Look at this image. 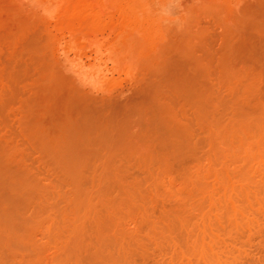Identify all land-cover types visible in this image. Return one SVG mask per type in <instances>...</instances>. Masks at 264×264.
<instances>
[{"label":"bare ground","instance_id":"obj_1","mask_svg":"<svg viewBox=\"0 0 264 264\" xmlns=\"http://www.w3.org/2000/svg\"><path fill=\"white\" fill-rule=\"evenodd\" d=\"M88 1L90 4L91 0H88ZM78 2H76L77 6L73 4L74 5L73 10H71L72 9L71 8L70 9L71 12L69 11V13L67 15L68 16L67 20L69 19V21H68L69 25H67V27L70 28V31H72V28H75V26H76L75 24L77 23V21L79 22L80 20H82L81 17H83V15L87 16L88 11L90 10L89 4H87L86 0H78ZM248 4H250V3H248ZM261 4H264V2H262ZM70 6L71 5H69V7ZM75 6H76V8H75ZM88 7H89V9H88ZM65 8H67V7H65ZM65 8H64V10H65ZM117 8H116V10H118L121 7H119L118 9ZM122 8H124V6H122ZM258 8H260V7H258ZM262 8H264V7L262 6ZM92 10H91V12H92ZM256 10H257V8H256ZM121 11L119 9V12H121ZM116 12L118 13V11H116ZM216 13H215V15H216ZM220 13H221V10L218 14H220ZM90 14L91 13L89 12L88 16H90ZM92 15H94V13ZM120 15H119V17H120ZM224 15H225V13H224ZM233 15H235V13ZM63 16H65V15H63ZM132 16H133V14H132ZM112 17H114V16H112ZM59 18H62V17H59ZM92 18H94V17H92ZM120 18L122 20V18H124V16H122ZM253 18L255 19L254 22L255 23L257 22L255 24V26L253 27L254 34L258 33L259 37H258V39H254L253 36L251 35L252 36V39H251V38H248L249 37L248 36L247 38L251 39V41L247 40V41H249L248 42L249 44L247 43V41L245 42L244 40H243L244 42L243 41L240 42L243 44V47L248 46L250 48H253L255 45L259 46L261 42L263 43V44L261 43V45L264 46V11H260V12L255 13V17L253 16ZM97 19H98V17H97ZM124 19L127 20V17H125ZM85 20L87 21V18ZM89 20H88V22H89ZM94 21H95V18H94ZM83 22L84 21H82V23ZM99 22H100V20H99ZM111 22H113V21H111ZM116 22H118V20H116ZM120 22L122 23V21H120ZM123 22H124L123 25H125L126 21H123ZM221 23H222V21H221ZM92 24L93 23H91V26H92ZM110 24H112V23H110ZM129 24L131 27L130 21L126 25H129ZM239 24H241V23H239ZM78 25H81V24H78ZM88 25H90V24H88ZM96 25L97 24L95 23V26ZM119 25H121V27H124L120 23H119ZM256 25H258V26H256ZM61 26H63V24ZM82 26H83V24H82ZM97 27H96V29H97ZM106 27H107V25H106ZM112 27L110 26V28H112ZM115 28H117V27H115ZM228 28L229 27L227 26V29ZM89 29H91V28H89ZM93 29H94V27H93ZM237 29H239V28H237ZM97 30H99V29H97ZM114 30L115 29H113L111 31H114ZM68 31H69V29H68ZM120 31H124V30H120ZM243 31H247V30H243ZM252 31H251V33H252ZM228 32H231V31H228ZM116 33H117V31H116ZM176 33H177V31H176ZM80 34H82V33H80ZM84 34L86 35V33H84ZM87 34H88V32H87ZM95 34H97V33H95ZM233 34H235V33H233ZM73 36H74V34H73ZM119 36H121V34ZM48 38H49V36H48ZM50 38L52 39L54 37H50ZM130 38L129 39L126 38V39H128V41H129ZM135 38H136V36H135ZM134 39L131 41L132 42L135 41ZM229 39H230V37H229ZM259 39H261L262 41ZM46 40H48V39H46ZM173 40H175V39L173 38L172 42H174ZM115 41L118 42L119 39L118 40L116 39ZM227 41H229V40L227 39ZM125 42H126V40H125ZM138 42L139 41H137V43ZM234 42H236V41L234 40ZM118 43H116V44L118 45ZM126 43H128V42H126ZM142 43H140L142 45V47L143 46L145 47V45H143ZM45 44H46V42H45ZM129 44L131 45L132 43H129ZM185 44H183V45H185ZM245 44H247V45H245ZM40 45H42V43ZM137 45H139V44H137ZM171 45H172V43H171ZM239 45L242 46L241 44H239ZM123 46H125V45H123ZM166 46H168V45H166ZM176 46H177V44H176ZM186 46H188V43L186 44ZM225 46H226V44L223 45V48ZM118 47H120V46L118 45ZM132 47H134V46H132ZM130 48H131V46L129 47V50H130ZM173 48L176 49L175 44H174ZM148 49H149V47H148ZM167 49H168V47H167ZM182 49H185V46ZM190 49H192V48H190ZM226 49H229V47ZM124 50H126V49H124ZM133 50L135 51V48ZM138 50H139V48H138ZM232 50H234V49L232 48ZM248 50L250 51V49H248ZM118 51H120V48ZM134 51H132V52H134ZM253 51H254V48H253ZM122 52H123V50H121V53ZM126 52H128V51H126ZM139 52H141V51L139 50ZM139 52H138V54H139ZM142 52H143V50H142ZM144 52H145V50H144ZM166 52H167V50H166ZM234 52H235V50H234ZM130 53L131 52H129V54ZM148 53H150V52H148ZM162 53L160 52V54H162ZM178 53H179V51H178ZM230 53L231 52L229 50V54ZM123 54H124V52H123ZM174 54H176V53H174ZM233 54L235 56L237 55L235 53H233ZM255 54L256 55L258 54L257 51L255 52ZM51 55H52V53H51ZM135 55H133L134 58H135ZM139 55H136V56L138 57ZM150 55L148 54V56H150ZM243 55H244V53H243ZM36 56H38V55H36ZM143 56L140 58L144 59ZM169 56H167V57L169 58ZM247 56H248V54H247ZM247 56H245V58L250 57V55L248 57ZM167 57H166V59H167ZM252 57L253 56H251L250 59H253ZM148 58H152V55ZM242 58H243V56H242ZM138 59L139 58H137L136 60H138ZM146 59H147V57H145V60ZM153 59H152V61H153ZM159 59H161V58H159ZM148 60H150L149 63H151V59H148ZM190 60H191V58H190ZM159 61H157V62H159ZM169 61H171V59ZM193 61L195 62V60H193ZM145 62L146 61H144L142 63L144 64ZM250 62L251 61H249V64H251ZM134 63L137 64L136 65V67H137L138 63H136V61ZM162 63H164V62H162ZM225 63H224V65H225ZM227 63H226V66L228 65ZM153 64H155V63H153ZM183 64H184V61H183ZM232 64H234V62ZM245 64H247V63H245ZM262 64H264V63L262 62ZM37 65H39V64H37ZM52 65H51L52 69H50V71L47 72V74L44 73V74H46L44 76L45 79L43 81L45 83L44 84V86H45L44 92H46L45 94L47 97L44 98V101H43V99H41L42 101H40V103L41 102L42 103L41 104L39 103L37 106H35L37 103L35 105H32L31 104L32 102H31L29 104L30 108L33 106V109L31 111L27 105L25 106V107L29 108V113L26 116V118L23 119V122L25 120L24 126L25 127L27 126V129H28L27 131H29V133H30L29 136L34 140V141L31 140L30 142L32 144H33V142L34 143L36 142L38 144V146L40 147V149L42 150V151H38V153L44 152L45 154H47L49 156V160L51 158L53 160V162L55 163V165L61 170L59 172V174L61 173L62 176L64 177V178L60 177L61 182L65 181L64 182L65 184L68 183L67 185L69 186L68 187L69 193H67L68 192L67 191L65 193V194H67L66 196L64 195V193L63 194L61 193L62 195H64V196L61 195L62 196L61 197L60 193L58 194L59 189L56 191L57 194H55V193H52V192H54L53 188H51L52 190L50 189L51 191L50 190L48 191L47 190L48 186H46V185H44V186H46L47 192L44 189V187H42L43 190L40 187V189H41L40 190L39 188H37L38 185L34 184L33 181H31V179L33 177H31L29 172L26 171V170H28V168L25 167L26 172L24 171V169L22 170L23 171L22 172L21 170L17 169L16 167H13V168H16V170H19V171H17L18 173H16L15 169H13L12 167L10 168V165H12L11 164L12 163V161H11L12 160L11 159L12 153L10 151L4 150L3 148L0 149V231H1V234H3L4 236L7 237L8 240H6V242H8L7 246H9V249L10 250L12 249L11 253L14 250L15 252L16 251H18V253L20 252V254H19L20 256H22V254H21L22 251L31 252L34 254L35 257H33L32 260H30L27 263L23 262V264H255L259 261V260L257 261L256 259L252 260V257L255 258L252 251H254V254H255V251L257 253L258 252L261 253V250H262V253L260 255L261 256L264 255L263 254L264 253V250H263L264 249V102L261 101L260 98L258 99L260 92L258 93V90H257L260 86L259 84L261 83L259 81V80H261V74L260 73L259 74L256 73L257 74L256 75L253 72L254 73L253 75H255L256 77L254 78L253 76L252 77L250 76L251 80L249 81V78H250L249 77L248 78L249 83L246 82V83H248V84H246V86L242 85L244 83L242 81L243 83L241 84L242 85L241 87H246V88H245V90H244V88H242V89L240 88V90H242V92H244V93L241 94V92H239V88H238V90H237L238 92L237 91L236 92H237V94L238 93H240V94L239 95H235L236 93L234 94L236 97H233V101L232 100L229 101L230 103L232 101L230 106L227 105L228 106L227 107L226 106L227 103H225L227 98H230V97L226 96L227 97L226 100L224 98L225 101H222L223 105L221 104V108L223 106V111L217 108L221 102L218 104L217 107H214V105L211 106L213 103L211 105L208 104L210 102H207L206 100L212 96H208V98H207V93L202 94V95H205L206 97H203L200 95V97L203 99H201L199 97L198 94H201V92L204 93V91H200V93L194 92L196 95L192 94V93L190 94V92H188L189 94L187 93L188 96L189 95L190 96L191 95H195V96L198 95L197 96L198 99L196 97L191 96L193 98H191V101H189V102L190 103L193 102L192 103L193 106H194V104L198 105L199 102L196 103L197 100L198 101L202 100L203 103L200 102L199 104H205V102H206L207 105L209 106V107L208 106L205 107L203 105L202 106L196 105L195 107H193V106L188 107V108H191L190 111L193 112L192 115L194 116L193 118L195 119V122L197 121L198 125L199 126L201 125L200 127L205 130L204 131L203 129L199 128V131L203 130L202 131L203 133L201 132V135H204V132H206L205 135L202 136V138L204 137L203 138L204 143L206 144L207 147H204L201 145V142L199 141L200 138L199 139L195 138L196 141L193 140L194 139L193 135L196 134V133L193 134V132L194 131L196 132V130L198 128L195 130L193 127V129H194V131H193L192 128H190L191 126H189L188 123H186L187 121H184V122L182 121L183 120L182 116H181L182 119L181 118L178 119L177 118L178 116H176V114H174V111L171 110L172 111L171 112L169 110L170 108H168V107L166 108V106H164L160 103H157L158 106H157V104L155 105V103L158 100L156 102L154 101L155 107H153V110H151L150 107H152V106H149V105L153 104V103L150 104V102H153L151 100L152 98L149 101L150 96H149V98L147 96H145L148 98V99L146 98L147 99L146 101L149 102L147 109H148V107L150 109V111H149L150 117L147 116L148 119H146L144 117L145 118L144 119L145 124L147 125V127H146L147 130L145 132V135L147 134V131L150 134L148 133L146 137L143 136L144 134L140 135L142 137L140 138V140H138L139 145L136 146L137 145L136 144V145L132 146L129 143H127L129 145L125 144V142L128 141L127 138H129V137H127V136H129V135H127L128 133H124L125 130H123L124 132H121V133L122 134L124 133V134L121 136V138L120 137L118 138V136H120L121 133L118 136L116 135L117 136L116 138L121 139V140H119L120 142L117 144V147L114 148L113 147L114 139H113V131H112L113 128L111 126H112V122L114 120L116 121L117 118H118L117 120H119V117H121L118 115H115V117H113V116H111V115H113V113L110 114L111 112H114V113L118 112L120 109L118 107V105L114 104V102H112L113 105L112 104L110 105L109 102H111L114 99H111V101H109V99L107 98L108 101H105V102L100 101V103H103V104L105 103L104 104L105 106L107 105L106 102H108V105H107L108 107H105L104 105L102 106V104H100V103L97 104L98 101H97V103L95 102V106H94L93 103L91 104V102H89V99L87 100L86 98H84L85 95L82 96L81 94H78V92L76 94L75 92L70 91V90H72V88L74 89V87H72V86H71L72 88L68 87L69 88L68 91L70 93L67 92L68 88L65 87L66 88L65 92H67L68 94H66L64 96L60 95L61 88H63V87H60L61 81L58 78L57 73H54V71H53L54 64H52ZM131 65L132 66H130V65L129 66L133 67V60H132ZM157 65L158 64H156L155 66H157ZM164 65H165V63H164ZM177 65H179V64H177ZM198 65H201V64H198ZM240 65H242V62ZM61 66H59V67H61ZM146 66H148V65H146ZM161 66L163 68V65H161ZM233 66H235V64ZM236 67L237 66H235V69H236ZM255 67H256V65H255ZM261 67H263V66H261ZM56 68L57 67H55V69ZM63 69H65L64 66H63ZM160 69H161V67H160ZM177 69H178V67H177ZM192 69H193V67H192ZM208 69H209V67H208ZM227 69L231 70L229 67ZM246 69H248V68H246ZM253 69H254V67H253ZM60 70H62V69H60ZM169 70L170 69H168V67H167L168 72H169ZM199 70H200V68H199ZM224 70H226V67L224 68ZM256 70H257V67H256ZM160 71L162 72V70H160ZM192 71H196V70H192ZM201 71H203V70H201ZM239 71H241V70H239ZM206 72H207V70H206ZM250 72H251V70H250ZM193 73L194 72H192V74ZM236 73H238V72H236ZM184 74L186 75V73H184ZM200 74H202V73H200ZM185 75L183 77H185ZM233 75H235V73ZM251 75H252V72H251ZM39 76H42V73ZM59 76H62V74ZM198 76L199 75H196V79H195L196 82H198L197 81L199 79V78H197ZM42 77H41V80H42ZM156 77H159V76H156ZM163 77H164V75H163ZM199 77H201V75ZM213 77H211V78H213ZM13 78H14V76H13ZM66 79H69V78H66ZM66 79H65V81H66ZM168 79H169V77H168ZM170 79H172V78L170 77ZM178 79H180V81H181V78H178ZM178 79H176V80H178ZM202 79H204V78H202ZM93 80H95V78ZM200 80L201 79H199V82H200ZM205 80H206V77H205ZM238 80H240V79H238ZM62 81H63V79H62ZM183 81H186V77ZM223 81L225 82V80H223ZM177 82L179 83V81H177ZM196 82H195V84H196ZM182 83H180V84H182ZM191 83H192V81H191ZM202 83H203V81H202ZM207 83H205V84H207ZM219 83H220V81H219ZM257 83H259V84H257ZM66 84H68V83L65 82V84H63V85H66ZM106 84H107V82H106ZM190 84H186L188 86V88H185V87H187V86H185L184 87L185 90L186 89L188 90L190 88L189 87ZM195 84L194 85L191 84L193 86V88L195 87ZM205 84H204V87L206 86ZM178 85H177V87H178ZM213 85L216 86V84H213ZM234 85H236V84H234ZM239 85H240V83H239ZM102 86L103 85H101V87ZM150 86H148V87H150ZM179 86H181V85H179ZM201 86H202V84H201ZM75 87H76V85H75ZM148 87H146V88H148ZM209 87L210 86H208V88ZM59 88H60V90H59ZM179 88H183V87H179ZM212 88L214 89V87H212ZM216 88H217V86H216ZM222 88L225 89V87H222ZM97 89H98V87H97ZM232 89L234 90L235 86ZM185 90H183L181 92H184ZM198 90H200V89H198ZM211 91L215 92L214 90H211ZM222 91H223V89H222ZM222 91H220L221 94H222ZM102 92H104V91H102ZM207 92H208V90H207ZM217 92H218V90H217ZM48 93L53 94L55 96H53V98H52V96L48 97V95H49ZM83 93H85V92H83ZM160 93H162V91ZM211 93L212 92H210V95H211ZM1 94H3V92ZM170 94H172V93H170ZM185 94H183V96L185 98L188 97ZM42 95H44V94H42ZM153 95H155V94L153 93ZM160 96L161 95H158V97H160ZM170 96H172V95H170ZM220 96L222 97L223 94ZM231 96H233V93ZM1 97H2V95H1ZM38 98H39V96H38ZM188 98L190 99V97H188ZM214 98H217V97L214 96ZM92 99H94V98H92ZM165 99H164V101H162L163 103L165 102ZM195 99H196V101H195ZM142 100H143V98H141V102H142L141 104H143L144 106L147 105L145 103L146 101L143 100V101H145V102H143ZM177 100H179V99H177ZM186 100L188 101V99H186ZM210 100H211V98H210ZM263 100H264V98H263ZM137 101H139V100H137ZM219 101H221V99ZM229 102H228V104H229ZM117 103L120 104L121 102L117 101ZM25 104H27V103H25ZM96 104H97V106H96ZM122 104L124 105V103H122ZM125 104H127V103H125ZM159 104L161 105V108H160ZM249 104H251V105L249 106ZM98 105H100V106H98ZM109 105H110V107H109ZM134 105L137 106L138 103L134 104ZM143 105H141V106H143ZM167 106H168V104H167ZM133 107H135V106L131 107L132 108L131 112L133 114L134 113L138 114L139 113L138 111H141V109L143 110V108L141 107V109H140L139 108L140 106H139L138 108H136V111H133V110H135V108H133ZM156 107H159V109L157 108L158 110H156ZM23 108H24V106H23ZM131 108H128L129 111ZM122 109L125 110L124 107ZM187 109H186V112H187ZM107 112H108V114H107ZM126 113L127 112L125 111V114ZM123 115H122V117H123ZM179 115H181V114H179ZM19 117L21 118V116H19ZM142 118H143V115L141 118L139 116V120ZM188 119H190V118H188ZM146 120H147V122H146ZM184 120H185V118H184ZM19 121H21V120H19ZM124 122H125V120H124ZM140 122H142V121H140ZM114 123L115 122H113V124ZM116 123L114 126L118 127V125L116 126ZM129 123H131V122H129ZM189 123H192V122L190 121ZM138 124L140 125V123H138ZM22 125H23V123H22ZM19 126H20V124H19ZM192 126H193V123H192ZM124 127H125V125H124ZM140 127H142V126H140ZM140 127H139V129H140ZM143 129H144V126H143ZM133 131H135V130H133ZM20 132H22V131H20ZM197 132H198V130H197ZM116 133H118V132H116ZM22 135H24V134H22ZM134 135H136V134H134ZM26 136H27V134H26ZM133 136H131V137H133ZM195 136H197V135H195ZM125 137H126L127 141L123 140V139H125ZM199 137H201V136H199ZM135 140L137 141V139H135ZM5 141H7V140H5ZM115 141H117V140L115 139ZM9 144H11V143H9ZM38 146H36V147H38ZM201 147H202V149H201ZM14 149H15V146H14ZM200 150L204 151V152H200ZM14 154H15V152H14ZM23 155H24V153H23ZM17 156H18V154H17ZM118 156L127 157L129 159L132 158V161L136 157V160H137L136 162L138 163V165H135L134 162H133V164L136 167L140 166L142 168L139 170V172H141L143 175L142 176L138 175L135 172L137 174L135 176L134 174L132 175L128 171L126 173V171L124 170V169H126V167L123 166L126 164H123L124 161H122L121 158H119ZM188 156H189V159H191L190 157H192L193 162L192 163L190 162L192 164V166L189 167V165H190L189 164L188 167L179 168L181 170H180L179 174L176 175L172 170V164L173 163L175 164L176 162H178L181 165L182 160L185 157L188 158ZM20 157H22V156H20ZM41 158H43V157H41ZM117 158H118V160H121V163L123 166L122 168H124L123 170L118 169L117 167H119V166L114 165V163H115L114 160ZM127 158H122V159L126 160ZM46 160H47V158H46ZM112 161L114 163H112ZM20 162H23V161H20ZM95 162H97V163H95ZM187 162L188 161H186V163ZM110 163H112V164H110ZM13 164H14V159H13ZM95 164L97 167L95 166ZM110 165L112 166V168L114 165L115 168L112 169ZM14 166H16V165H14ZM23 166H25V165L23 164ZM98 166L101 167V171L97 170ZM128 166H129V164H128ZM95 167H96V169H95ZM54 169H55V167H54ZM134 169H132V170H134ZM14 170H15V174L13 173ZM32 170H33V168H32ZM52 171H53V169H52ZM36 172H38V171H36ZM56 172L54 174L55 176H56ZM87 172L89 175L88 174L85 175ZM39 173H42L41 170ZM132 173H134V172H132ZM141 173H139V174H141ZM31 174H32V172H31ZM50 174H53V173H50ZM126 174L127 175L130 174L129 179H127L128 177ZM40 176H41V174H40ZM59 176H61V175H59ZM139 176H140V178H139ZM135 177H137V178H135ZM44 179H46V177L43 178V180ZM50 179H52V178H50ZM85 179H87L89 184L86 183L87 181H85ZM52 180L55 181V178ZM57 180L58 179H56V181ZM104 180L105 181L108 180V183H111V181L113 182V184L111 183V187H109V185H106V188L109 187L110 188L109 190L112 189L113 193H114V189H115L116 194L114 193L113 196H111L112 193H111V195H110V193L107 194L106 191H104L105 189L103 190L104 191V193H103V191H102L103 188H101L102 185L100 184V182L103 181V183H104ZM38 181L39 180H37V181L35 180V182H38ZM40 181H41V179H40ZM84 181H85L84 185H86V184L88 185V187H86V188L83 187ZM56 183L59 184V181H57ZM43 184H44V182L42 183V186H43ZM51 184H49V186ZM65 184H64V186H66ZM47 185H48V183H47ZM104 185H103V187H104ZM61 187H63V186H61ZM112 187H114V188H112ZM57 188H59V186H57ZM4 189H5V191H4ZM6 189L8 190V196L10 195L11 198L8 196H7V198L5 196L1 197V194H3V191H4L3 195H6V193H7ZM48 192H50L49 194L52 196L55 195L54 196L55 198H53V197L50 198L49 194L47 195ZM59 192H60V190H59ZM35 194L36 195L38 194L39 196L41 195V197H42L41 201L37 202V204L39 203V205L37 207L38 211H35L36 214L33 216V218L30 215L29 216L27 215L25 217L23 215L24 211H22V213H21V210L19 211V209H17V206L20 203L19 206L22 205L21 208L23 210L28 209V208H26V206L30 202H32L31 200H33L34 198L32 199L31 197H34ZM57 195L61 197V202H59V203H58V201L60 199H59V197H58L59 200L56 199ZM39 198L40 197H38L36 200H38ZM47 199L50 200V203L46 202ZM52 199H53V201L56 199L57 201L56 200L55 201L57 203L55 204V201H54V204H51ZM156 199L158 201L160 200V204H161L160 208L159 207L157 208V206H156V205H159V204H156L158 202ZM34 203H32V204L30 203V204L32 206H33V204L36 205V201ZM48 204H50V205H48ZM60 204L63 205V206H61V208H60ZM34 207H36V206H34ZM34 207H33V209H35ZM156 208L159 210L156 211ZM29 209H30V207H29ZM18 211H19V214L21 213V215H19L18 213L15 214ZM26 213H27V211H26ZM17 218L20 219V221H18ZM21 218H23V219H21ZM39 230L44 231V233L41 235L45 236V237H43L46 240L45 245H43V244L40 245V243H36V241L34 239L35 236H37V235L34 236V234L35 233L39 234L38 233V232H40ZM3 235H1V236H3ZM42 242H44V241H42ZM4 244H6V243H4ZM7 246H6V248L8 249ZM48 246H51L52 248H54L55 251L53 249H52L53 251L50 250L51 252H53V257L50 258L51 259L50 261H49V259H47L49 261V262L47 261L48 262L47 263L44 261L45 257H43V254H44V252ZM259 253H258V255L257 254L256 255L259 256V259H260ZM3 255H4V253L1 255V257H3ZM14 255H15V253H14ZM19 255H17V256H19ZM18 258H19V260L18 259L17 260L19 262H22L23 256H22L21 261H20L21 257H18ZM262 259L263 258L261 257L260 261H262ZM3 261H5V260H3ZM13 261H15V260H13ZM19 262H17V263H19Z\"/></svg>","mask_w":264,"mask_h":264},{"label":"rangeland","instance_id":"obj_2","mask_svg":"<svg viewBox=\"0 0 264 264\" xmlns=\"http://www.w3.org/2000/svg\"><path fill=\"white\" fill-rule=\"evenodd\" d=\"M75 1L78 2V0H67V1L66 0H0V94L3 92V94H1L2 97L0 95V100H1L0 101V149L3 148L4 150L10 151L12 153L11 154L12 163L10 162L12 165L9 164L10 168L11 167L12 168L16 167L17 169H19L21 171L23 169L25 171L26 170L25 167L28 168V170H26V171L29 172L31 177H33L32 178L33 180L31 179V181H33L34 184L38 185L37 188L40 189V187H41V189L43 190L42 187H44V189L46 190V186H48L47 190L49 191L51 188H53L54 192H52V193H55V194H57L56 191L59 189L60 192L58 190V194L60 193V196L63 193L66 196L67 194H65V193L67 191H68L67 193H69V190H68L69 186L67 185L68 183L65 184L64 183L65 181L61 182L60 177L64 178L61 173L59 174V172L61 170L55 165V163L53 162V160L51 158L49 160V156L47 154H45L44 152H39L38 153V151H42V150L40 149V147L38 146V144L36 142L35 143L33 142V144L30 142L33 139L29 136L30 133H29V131H27L28 130L27 126L26 127L24 126L25 120L23 122V119H25L26 116L29 113V108H30L29 104L31 102H32L31 103L32 105H35L37 103L35 105V106H37L40 103V101H42L41 99H43V101H44V98L47 97L46 94H45L46 92H44L45 91V89H44V87H45L44 84L45 83L43 81L45 79L44 76L47 74V72L50 71V69H52L51 68L52 64H54V67H53L54 73H57L58 78L61 81L60 87H63V88H61L60 95L64 96V95L70 93L68 91L69 88L74 87V89L76 91L73 88L70 91L75 92L76 94L78 92V94H81L82 96L85 95L84 98H86L87 100L89 99V102H91V104L93 103L94 106H95V102L97 103V101H98L97 104H99L100 101L101 102H105V101H108V99H109V101H111V99H114L111 102H109L110 105L112 104V102H114V104L118 105V107L120 109H119L118 112H115V113L110 111L111 112L110 114L113 113V115H111L113 117H115V115L121 116V117H119V120H117L118 119L117 118L116 121L112 118L114 120V121L112 120L113 122H115V123L117 122L118 123V124L116 123V126L118 125V127H115L114 126L115 123L113 124V122L111 121L112 122V126L111 127L113 128V129L112 128L111 129L113 131V139H114L113 147L114 148L117 147V144L120 142L119 140H121V139H118V138L119 137L121 138V136L124 133H128L127 135H129V136H127V137H129V138H127L128 141L126 140V137H125V139H123V140L127 141V142L124 141L125 144L129 143L132 146H134L136 144H137L136 146L139 145L138 144V140H140V138L142 137L140 135L144 134L143 136L146 137L147 134L149 133L147 131V134L145 135V132L147 130V128H146L147 125L145 124V120L144 119L145 118L148 119V117H150L149 111H150V109L153 110V107H155L154 103L157 100L159 102L157 101L155 103V105L157 103H160V104L166 106V108L167 107L170 108L169 110L170 111L173 110L174 114H176V116H178L177 117L178 119H180L181 116H182V118H183L182 121L183 122L187 121L186 123H188V125L191 126L190 128H192L193 131H194V129L196 130L198 128L197 129L198 132H197V130H196V132L192 131L193 134L196 133V134L193 135L194 136L193 140H195V138L196 139L200 138L199 141L201 142V145L204 146V147H207V146L204 143V139H203L204 137L202 138V136H204L206 132H204V135H201V132L204 129L200 127L201 125L200 126L198 125L197 121L195 122V119L193 118L194 116L192 115L193 112L190 111L191 108H188L189 106H193L192 105L193 102H191V103L189 102V101H191V98L196 97L198 99V97H197L198 95H199V97H200V95L203 96V97H206L205 95H202V94H206L207 93V98H208V96H212V97H210L211 100H210V98H208L209 100L208 99L206 100L207 102H210L208 104L211 105L213 103L211 106L214 105V107H217L218 104L221 102L217 108L223 111V106L221 108V104L223 105L222 101H225L227 97H230L231 99L227 98V100L225 101V103H227L226 106L227 105L230 106V104L233 101V97H236L235 95H239L240 94V93L237 94L238 88H239V92H241V94L244 93V92H242V90H240V88L241 89L244 88V90H245L246 87H241V86L242 85L246 86V84H248L249 81L251 80L252 76L255 78L256 76L253 75L254 73L255 74L256 73H258V74L260 73L261 74V80H259V81L261 83L260 84L257 83V84L260 85V86L258 85L259 88L257 89L258 93L260 92V94H259V97L258 96L257 97H258V99L260 98V100L264 102V100H263V98H264V89H263L264 88L263 87L264 86V83H263L264 82V73H263L264 72V64H262V62L264 63V55H263L264 54V50H263L264 46L261 45V43H262L261 42L260 45H259L260 47L258 45H255L253 47L254 48V51H253V48H250L248 46H246V47L244 46L243 47V44L240 43L243 40L245 42L247 40L251 41L252 36H253L254 39H258V37H259L258 35L259 34L258 33L254 34V30H253V27L257 23V22L256 23L254 22L255 19L253 18V16L255 17V13H257V12L264 11V8H262V6L264 7V4H261L262 2H264V0H183V11H184V13H187V23H186V25L184 27V30L181 31L182 33L181 32H177L176 33L175 28L166 26V25H164L161 22V19H160L159 15H158V8H159L160 4L163 3V0H94V1L91 0V2H90L91 5L89 4V1L86 0L87 4H89V7H90V10L88 11V13L89 12L91 13L90 16H88V13H87V16L83 15V17H81L82 20H80L79 22L77 21V23L81 24V25H78L76 23L75 24L76 25L75 28H72V31H70V28L67 27V25H69V23H68L69 19L67 20V18H68L67 15H68L69 11L71 12V10H73L74 5L77 4ZM248 3H250L252 6L250 4H248ZM69 5H71V6L69 7ZM76 6H75V8H76ZM122 6H124V8H122ZM65 7H67V8H65ZM89 7H88V9H89ZM117 7L118 8L121 7V8H119L120 11L123 9L121 11L122 13L119 12V9ZM255 7L257 8V10H256ZM258 7H260V8H258ZM64 8H65V10H64ZM116 8L118 10H116ZM91 10H92V12H91ZM220 10H221V13L218 14L220 12ZM116 11H118V13ZM93 13H94V15H92ZM215 13H216V15H215ZM224 13H225V15H224ZM234 13H235L236 16L233 15ZM132 14H133V16H132ZM63 15H65V16H63ZM119 15H120V17L124 16V18L127 17V20H125L124 18H122V20H121ZM112 16H114V17H112ZM59 17H62V18H59ZM92 17L95 18V21H94V18H92ZM97 17H98V19H97ZM86 18H87V21L85 20ZM88 20H89V22H88ZM99 20H100V22H99ZM116 20H118V22H116ZM82 21H84V22L82 23ZM111 21H113L114 23L111 22ZM120 21H122V23ZM123 21H126L125 25H123L124 24ZM129 21L131 23V27H130V24L126 25V24H128ZM221 21H222V23H221ZM237 21L239 23H241L242 25L239 24ZM91 23H93L92 26H91ZM95 23L97 24L96 26H95ZM110 23H112V24H110ZM119 23L122 24V26H124V27H121V25H119ZM62 24H63V26H61ZM82 24H83V26H82ZM88 24H90V25H88ZM106 25H107V27H106ZM110 26L111 27L113 26V27L110 28ZM227 26L229 27L228 29H227ZM256 26H258V25H256ZM93 27H94L95 30L93 29ZM96 27L99 30H97ZM115 27H117L118 29L115 28ZM89 28H91V29H89ZM237 28H239V29H237ZM68 29H69L70 32L68 31ZM113 29H115V30L111 31ZM120 30H124V31H120ZM243 30H247V31H243ZM93 31L95 33H97V34H95ZM116 31H117V33H116ZM228 31H231V32H228ZM251 31H252L253 34L251 33ZM87 32H88V34H87ZM80 33H82V34H80ZM84 33H86V35ZM233 33H235V34H233ZM73 34H74V36H73ZM120 34H121V36H119ZM48 36H49V38H48ZM135 36H136V38H135ZM50 37H54V38L51 39ZM229 37H230V39H229ZM247 37L251 38V39H248ZM126 38H128V39L130 38V40L128 41V39H126ZM173 38L175 39V40H173L174 42H172ZM46 39H48V40H46ZM116 39L117 40L119 39V41L121 43L119 41H118L119 43L116 42L115 41ZM133 39L135 41L132 42L131 40H133ZM227 39L229 41H227ZM125 40L128 43H126ZM234 40L236 42H234ZM259 40H261V39H259ZM137 41H139V42L137 43ZM249 41H247V43ZM45 42H46V44H45ZM115 42L118 43V45L120 47H118V45ZM41 43H42V45H40ZM129 43H132V44L130 45ZM140 43L145 45V47L144 46L142 47V45ZM171 43H172L173 46L171 45ZM185 43L186 44L188 43V46H186ZM137 44H139V45H137ZM174 44H175L176 49L173 48ZM176 44H177V46H176ZM183 44H185V45H183ZM225 44H226V46L223 48V45H225ZM239 44H241L242 46H240ZM123 45H125V46H123ZM166 45H168V46H166ZM245 45H247V44H245ZM130 46H131L132 49L130 48V50H129ZM132 46H134V47H132ZM184 46H185V49H182ZM137 47L139 48V50L141 52H139ZM148 47H149L150 50L148 49ZM167 47H168L169 50L167 49ZM228 47H229V49H226ZM119 48H120V51H118ZM134 48H135V51L133 50ZM190 48H192V49H190ZM232 48L235 50V52H234V50H232ZM124 49H126V50H124ZM165 49L167 50V52H166ZM248 49H250V51ZM121 50H123L125 55L123 54V52L121 53ZM131 50L134 51V52H132ZM142 50H143V52H142ZM144 50H145V52H144ZM229 50L231 52L230 54H229ZM126 51H128V52H126ZM178 51H179V53H178ZM256 51L258 53L257 55L255 54ZM129 52H131L130 53L131 55L129 54ZM138 52H139V54L141 56L138 54ZM148 52H150V53H148ZM160 52L161 53L163 52L164 54L163 53L160 54ZM232 52L237 54V55L235 56ZM51 53H52V55H51ZM174 53H176V54H174ZM243 53H244V55H243ZM132 54L133 55L136 54V55H139V56L137 57L135 55V58H134V56ZM148 54L149 55L151 54L152 58H148V57L151 56V55L148 56ZM165 54L167 56L170 55L169 58ZM247 54H248V56L250 55V57H248ZM36 55H38V56H36ZM142 56H143L144 59L140 58ZM242 56H243V58H242ZM245 56H247L248 58H245ZM251 56H253L252 57L253 59H250ZM145 57H147L146 60H145ZM166 57H167V59H166ZM254 57L255 58L257 57L256 58L257 60ZM137 58H139L140 60L139 59H138L139 61L136 60ZM159 58H161V59H159ZM190 58H191V60H190ZM148 59H151V63L152 64L149 63L150 60H148ZM152 59H153V61H152ZM170 59H171V61H169ZM132 60H133V67H130V66H132L131 65ZM193 60H195V62ZM135 61H136V63H138L137 67H136L137 64L134 63ZM144 61H146V62L143 64L142 62H144ZM157 61H159V62H157ZM183 61H184V64H183ZM249 61H251L250 62L251 64H249ZM160 62L161 63L164 62L165 65H164V63L161 64ZM223 62L224 63L226 62L228 65L226 66V63L224 65ZM231 62L232 63L234 62L235 66H237L236 69H235V66H233L234 64H232ZM241 62H242L243 66L240 65ZM153 63H155V64H153ZM245 63H247V64H245ZM37 64H39V65H37ZM145 64L148 65L150 68L148 66H146ZM156 64H158V65L155 66ZM177 64H179V65H177ZM198 64H201V65H198ZM161 65H163V68H162ZM255 65L257 67V70H256ZM59 66H61V67H59ZM63 66H64L65 69H63ZM166 66L171 71L169 70V72H168ZM261 66H263V67H261ZM55 67H57V68L55 69ZM160 67H161V69H160ZM177 67H178V69H177ZM192 67H193V69H192ZM198 67L200 68V70H199ZM208 67H209V69H208ZM225 67H226V70H224ZM228 67L231 70L227 69ZM238 67L239 68L241 67V68L239 69ZM253 67H254V69H253ZM246 68H248V69H246ZM60 69H62V70H60ZM249 69L251 70L252 75H251V72H250ZM160 70H162V72ZM192 70H196V71H192ZM201 70H203L204 72L201 71ZM206 70H207V72H206ZM239 70H241V71H239ZM192 72H194V73L192 74ZM236 72H238V73H236ZM41 73H42L43 77L39 76ZM44 73H46V74H44ZM60 73L62 74V76H59V75H61ZM184 73H186V75ZM200 73H202V74H200ZM234 73H235V75H233ZM163 75H164V77H163ZM184 75L186 77V81L187 82L183 81L185 79V77H183ZM196 75H199V76L201 75V77H199V76L197 77V78L201 79L200 82H199V79L197 80L198 82H196V80H195L196 79ZM13 76H14V78H13ZM156 76H159V77H156ZM41 77H42V80H41ZM93 77L95 78V80H93L94 79ZM168 77H169V79H168ZM170 77L172 79H170ZM205 77H206V80H205ZM211 77H213V78H211ZM61 78L63 79L64 82L62 81ZM66 78H69V79H66ZM175 78L176 79L181 78V81H180V79L176 80ZM202 78H204V79H202ZM248 78H249V81H248ZM65 79H66V81H65ZM238 79H240V80H238ZM223 80H225V82ZM177 81H179V83ZM191 81H192V83H191ZM202 81H203L204 84L208 82L207 84H205L206 85L205 87H204V84L202 83ZM219 81H220V83H219ZM65 82L68 83V84L63 85V84H65ZM106 82H107V84H106ZM195 82H196V84H195ZM246 82H248V83H246ZM180 83H182L183 85L180 84ZM190 83L192 85L195 84V87L193 88V86ZM210 83L211 84L212 83L216 84L217 88H216L215 85H213V84L211 85ZM239 83H240V85H239ZM176 84L177 85L179 84L181 86L178 85V87H177ZM186 84H190V86H189L190 88L188 90L186 89L187 91L185 90V88H188V86ZM201 84H202V86H201ZM234 84H236V85H234ZM75 85H76L77 88L75 87ZM101 85H103V86L101 87ZM148 86H150V87H148ZM185 86H187V87H185ZM208 86H210V87L208 88ZM234 86H235V89L233 90L232 88ZM65 87H67V88L69 87L67 89L68 93L65 92V90H66ZM97 87H98V89H97ZM146 87H148V88H146ZM179 87H183V88H179ZM212 87H214V89ZM222 87H225V89L222 88ZM182 89L185 90V91L181 92V91H183ZM198 89H200V90H198ZM216 89L218 90V92H217ZM222 89H223V91H222ZM59 90H60V88H59ZM207 90H208V92H207ZM211 90H214L215 92H213ZM102 91H104V92H102ZM161 91H162V93H160ZM200 91H204V93L201 92V94H198L197 96H195L196 94L194 92L200 93ZM209 91L212 92L213 94L211 93V95H210ZM220 91H222V94H223L222 97L220 96V95H222L220 93ZM83 92H85L86 94L83 93ZM188 92H190V94L192 93V94H195V95H191L193 97H191L190 95L188 96L187 95ZM41 93L44 94V95H42ZM153 93L155 95H153ZM170 93H172V94H170ZM232 93H233V96H231ZM183 94H185L188 97H190V99L188 97L185 98L183 96ZM158 95H161L162 97L161 96L158 97ZM170 95H172V96H170ZM213 95L215 97H217V98H214ZM38 96H39V98H38ZM51 96L53 98V96H55V95H53V94H49L48 95V97H51ZM145 96H147L148 98L150 96L149 101L152 98L151 100L153 102H150V104L153 103L152 105H149V102L146 101L148 98L145 97ZM92 98H94V99H92ZM141 98H143V100L146 101L145 102V101L142 100L147 105L144 106L143 104H141L142 103L141 102ZM224 98H225V100H224ZM164 99H165V102H164L165 104L162 102V101H164ZM177 99H179V100H177ZM186 99H188V101ZM201 99H203V98H201ZM220 99H221V101H219ZM137 100H139L140 102L137 101ZM230 100H232L231 103L229 102ZM117 101L121 102V103L119 104V103H117ZM195 101H196V99H195ZM24 102L27 103V104H25ZM197 102L200 103V102H202V100L201 101L197 100L196 103ZM228 102H229V104H228ZM106 103L108 105V102H106ZM122 103H124V105ZM125 103H127V104H125ZM137 103H138V105L140 107L138 105L137 106L134 105V104H137ZM199 103H198V105H200V106H202V105L205 106V107L208 106L206 102H205V104H199ZM97 104H96V106H97ZM100 104H102V106H103L105 103L104 104L100 103ZM167 104H168V106H167ZM22 105L24 106L25 109L23 108ZM26 105L29 108L25 107ZM107 105L106 106L104 105V106L108 107ZM110 105H109V107H110ZM141 105H143L144 107L141 106ZM148 105L152 106V107H150V109L148 107L149 110L147 109ZM196 105L197 104H194L193 107H195ZM250 105L251 104H249V106ZM98 106H100V105H98ZM132 106H135V107H133V108H135V110H133V111H136V108H138V107L140 109L142 107L143 110L141 109V111H138L139 112L138 114H136V113L133 114L131 112L132 111V108H131ZM157 106H158V104H157ZM123 107H124L125 110L122 109ZM128 108H131L130 111H129ZM157 108L159 109V107H156V110H158ZM160 108H161V105H160ZM32 109H33V106L30 108V111ZM186 109H187V112H186ZM125 111L127 112L126 113L127 115L125 114ZM107 114H108V112H107ZM179 114H181V115H179ZM122 115H123V117H122ZM142 115H143V118L139 120V116L141 118ZM19 116H21V118ZM184 118H185V120H184ZM188 118H190L191 120L188 119ZM19 120H21V121H19ZM124 120H125V122H124ZM140 121H142V122H140ZM190 121L193 123V126H192V123H189ZM129 122H131V123H129ZM146 122H147V120H146ZM22 123H23V125H22ZM122 123L125 125V127H124V125ZM138 123H140V125ZM19 124H20V126H19ZM140 126H142V127H140ZM143 126H144V129H143ZM139 127H140V129H139ZM193 127H194V129H193ZM199 128L203 129V130L199 131ZM132 129L135 130V131H133ZM123 130H125V132ZM20 131H22V132H20ZM116 132H118V133H116ZM121 132H124V133L122 134ZM22 134H24V135H22ZM26 134H27V136H26ZM119 134H120V136H118ZM134 134H136V135H134ZM116 135L118 136V138H116L117 137ZM195 135H197V136H195ZM131 136H133V137H131ZM199 136H201V137H199ZM115 139L117 141H115ZM135 139H137V141ZM5 140H7V141H5ZM8 142L11 143V144H9ZM129 144H127V145H129ZM13 145L15 146V149H14ZM36 146H38V147H36ZM201 149H202V147H201ZM14 152H15V154H14ZM200 152H204V151L200 150ZM23 153H24V155H23ZM17 154H18V156H17ZM20 156H22V157H20ZM41 157H43V158H41ZM118 157L121 158L122 161H124L123 164H126V165H123V166H125L126 169L129 167L128 168L129 170L128 169L126 170V169L122 168L123 166H122L121 160H118V158H117V159L114 160L115 163L113 161H112V163H114V165L119 166V167H117L118 169H121V170L124 169L126 171V173L128 171L129 173H131L132 175L134 174L135 176L137 174L141 175V176L143 175L141 172H139V170L142 169V168L140 166L136 167L133 164V162H134L135 165H138V163L136 162L137 161L136 157H135V159L133 161H132V158L129 159V158L123 157V156H118ZM46 158H47L48 161L46 160ZM122 158H127V159L125 160V159H122ZM190 158L191 159H189V156H188V158L185 157L182 160L181 165L178 162H176L177 164L173 163L172 164L173 172L176 175H178L180 170H181L179 168L188 167L189 164H190L189 167L192 166L191 163L193 162V160H192V157H190ZM13 159H14V164H13ZM20 161H23V162H20ZM186 161H188V162L186 163ZM95 163H97V162H95ZM112 163H110V164H112ZM23 164L25 166H23ZM128 164H129V166H128ZM14 165H16V166H14ZM114 165H113V168L110 165L112 169L115 168ZM95 166H96V164H95ZM100 166H98V168H97L98 171H101V167ZM54 167H55V169H54ZM96 167H95V169H96ZM16 168H13V169L16 170ZM32 168H33V170H32ZM52 169H53V171H52ZM132 169H134V170H132ZM15 170L13 171L14 174H15ZM19 170H16V173H18L17 171H19ZM40 170H41L42 173H39ZM36 171H38V172H36ZM45 171L46 172L48 171V172L46 173ZM54 171L55 172L57 171L56 172V176L58 175L57 177L54 175L55 174ZM31 172H32V174H31ZM49 172L53 173V174H50ZM132 172H134V173H132ZM139 173H141V174H139ZM40 174H41L42 177L40 176ZM87 174H88V172L85 175H87ZM59 175H61V176H59ZM129 175H127V177H128L127 179L130 178ZM45 177H46V179L43 180V178H45ZM137 177H135V178H137ZM50 178H52V179L55 178V181L50 179ZM139 178H140V176H139ZM40 179H41V181H40ZM56 179H58L57 181H59V184L56 183L57 182ZM35 180L36 181L39 180L40 182L39 181L35 182ZM85 181H87V179H85ZM85 181L83 182V187L86 188V187H88V185L87 184L84 185ZM43 182H44V184L42 186ZM46 182L48 183V185H47ZM86 183H88V181ZM102 183H103V181L100 182V184L102 186L99 184L101 186V188H103L102 191L105 189L104 191H106L107 194L110 193V195H111V193H112L111 196H113V194L115 193L116 190L114 189V193H113L112 189L109 190L110 189L109 187H111V183L113 184V182L111 181V183H108V180L107 181L104 180V183L103 184ZM49 184H51V185L49 186ZM64 184L66 186H64ZM44 185H46V186H44ZM103 185H104V187H103ZM106 185H109V187L106 188ZM57 186H59V188H57ZM61 186H63V187H61ZM112 188H114V187H112ZM47 190H46V192H47ZM4 191H5V189H4ZM4 191H3V194H4ZM104 191H103V193H104ZM6 192H5L6 195L1 194V197L5 196L7 198L8 190ZM49 193L50 192H48L47 195ZM35 195H34V197H31L32 199L33 198L34 199L31 200L32 202H30V203L32 204V203H34L36 201V205H34L35 204L34 203L33 206H32L29 203L30 205L28 204L26 206V208H28V209L24 208L27 211V213H26L25 210H23L21 208L22 205L19 206L20 203L17 206V209H19V211L21 210V213H22V211H24L23 215L25 217L27 215L28 216L30 215L33 218V216L36 214L35 211H38L37 207H38L39 203L37 204V202L41 201L42 197H41V195L39 196L38 194L36 196ZM64 195H62V196H64ZM49 196H50V198H52V197L55 198L54 197L55 195L52 196V195L49 194ZM60 196L57 195V197H56V199H58V197L60 199V200L58 199L59 200L58 203L61 202V197L62 196L61 197ZM8 197L11 198L10 195ZM38 197H40L39 198L40 200L39 199L36 200ZM50 200L47 199L46 202L50 203ZM54 201L52 199L53 203L51 202V204H54ZM56 201H55V204L57 203ZM158 202L156 204H159V205H156V206H157V208L158 207L160 208V205H161L160 204V200ZM61 204H60V208H61V206H63ZM48 205H50V204H48ZM34 206H36V207H34ZM29 207H30V209H29ZM33 207L36 210L33 209ZM157 208H156V211L159 210ZM19 211L16 212L15 214H17V213L19 214ZM21 213L19 215H21ZM21 219H23V218H21ZM18 221H20V219H18ZM39 231H40V232H38L39 234H37V233L34 234V236L37 235V236H35L34 239H35L36 243H40V245L41 244L45 245L46 244V242H45L46 240H45V238H43L45 236L41 235V234L44 233V231L43 230H39ZM1 235H3V234H1V231H0V257L4 253L3 257L0 258V262H1L0 264H19V263L23 264V262L27 263L30 260H32L33 257H35L34 254L31 253V252L22 251L21 252V254L23 256V260H22V256L19 255L20 252L18 253V251H16L17 252L16 253L13 250V252L11 253L12 249L10 250L9 246H7V243H8V242H6V240H8L7 237L4 236V235L1 236ZM42 241H44V242H42ZM4 243H6V244H4ZM6 246L8 247V249L6 248ZM52 249L54 250V248H52L51 246H48L47 249L45 250L46 253L44 252V254H43V257H45L44 258L45 262L48 261L47 259H49V261H50L51 260L50 258L53 257V252L50 251ZM14 253H15V255H14ZM252 253H253L254 257H255V258L252 257V260H254V259H256L257 261L259 260L255 264H259V263L263 264L264 263L263 262L264 261V255L263 256L260 255L262 253V250H261V253L258 252L259 255H260V259H261V257L263 258L262 261H260L259 256H257L258 253L256 251H255V254H254V251H252ZM16 254L19 255V256H17ZM18 257H21L20 261L22 260V262L18 261L19 260ZM3 260H5V261H3ZM13 260H15V261H13ZM16 261L19 262V263H17Z\"/></svg>","mask_w":264,"mask_h":264},{"label":"clouds","instance_id":"obj_3","mask_svg":"<svg viewBox=\"0 0 264 264\" xmlns=\"http://www.w3.org/2000/svg\"><path fill=\"white\" fill-rule=\"evenodd\" d=\"M158 15L164 25L175 28L177 32L183 31L187 23L183 0H163L158 8Z\"/></svg>","mask_w":264,"mask_h":264}]
</instances>
